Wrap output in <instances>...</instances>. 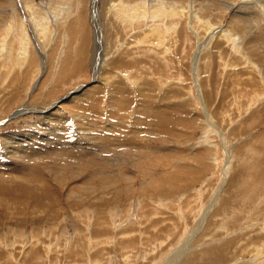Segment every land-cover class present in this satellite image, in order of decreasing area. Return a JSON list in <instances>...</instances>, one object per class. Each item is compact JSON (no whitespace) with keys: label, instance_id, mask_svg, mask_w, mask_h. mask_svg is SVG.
Here are the masks:
<instances>
[{"label":"rangeland","instance_id":"obj_1","mask_svg":"<svg viewBox=\"0 0 264 264\" xmlns=\"http://www.w3.org/2000/svg\"><path fill=\"white\" fill-rule=\"evenodd\" d=\"M4 1L0 5L8 9L4 13L0 6V179L20 177L12 165H37L39 175L22 177L37 183V195L46 190L51 200L35 207L27 201L32 191L27 180L13 186L0 183V264H179L187 246L200 251L199 243H190L201 241L198 234L206 224L198 221L214 195L224 200L232 197L229 211L238 212L237 220L225 214L231 219L224 225L227 231L222 227L214 232L217 241L208 247L216 249L215 256L193 264H264V181L257 185L253 181L257 168L264 167V124L251 114L260 103L251 107L250 101L255 90H264V80L255 75L264 76V11L254 10V4L264 0H224L232 6L229 10L216 0H204L197 21L178 10L180 15L160 21L170 28L178 23L175 31L158 35L141 33L147 22L121 21L114 10L109 11L115 0H98V13L91 0ZM125 1L130 3L126 4L128 17L144 7L150 17L146 21L151 19L150 4ZM199 1L193 9L200 7ZM58 6L65 8L61 17L56 16ZM32 8L40 14L43 8L54 13L52 27L34 28ZM21 23L26 30L21 31ZM236 33L243 39L242 52L232 51L228 41ZM254 35L253 54L246 45ZM210 36L212 48L207 49ZM24 39L29 42L27 51L21 50ZM196 77L202 92L197 91ZM17 110L24 112L13 117ZM35 133L47 137L48 142L41 140V151L61 143L62 154L33 163L9 154L5 138L14 142L16 134ZM226 136L244 159L262 157L259 166L245 170L235 193L232 185L221 188L224 181L217 164L199 168L209 154L205 146L209 140H214L224 160L220 164H231L229 152L224 155ZM105 158L111 162L104 163ZM230 167L228 184L238 172L235 162ZM194 169L215 174L205 184ZM191 179V188L184 189L181 183ZM85 183L88 188L83 192L80 186ZM89 183L96 187L90 188ZM250 184L252 189L247 188ZM104 196L114 199L112 204L102 205L108 199L101 201ZM228 219L204 218L212 224L205 234L214 238L211 233ZM241 226L244 236L237 244L232 236L239 238Z\"/></svg>","mask_w":264,"mask_h":264},{"label":"bare ground","instance_id":"obj_2","mask_svg":"<svg viewBox=\"0 0 264 264\" xmlns=\"http://www.w3.org/2000/svg\"><path fill=\"white\" fill-rule=\"evenodd\" d=\"M4 1V0H3ZM6 1V0H5ZM4 1V2H5ZM195 1H197V0H172V2H171V4H169L170 2H168V1H166V0H152V1H147V0H143L142 1V3L143 4H150L149 5V7H150V13L152 14V17H151V19L149 20V21H146V18L147 17H149V15H147V14H145V12H146V9L143 7V9H140V11H137L138 13H135L136 14V16L135 17H128L127 16V6H126V4H128V2H126L125 0H123V1H113L114 3H112V7L111 8H109L110 10L109 11H111V10H114V13L116 12V14H118V18L121 20V21H123V22H126L125 24H133L135 21H138V22H140V21H144L146 24H147V26L146 27H148L147 29H145V32L143 31V32H141V33H143V34H146V35H158V34H163L164 32L163 31H166V32H171V30H169V29H172V31L174 30L175 31V29H176V25L178 24V23H174L173 22V24H171L170 26H172V28H170L169 26H167V24H165V22H161L160 23V21H163V19H169V16H178V15H180L179 14V12H178V10H185V11H187L189 14H191V19H193V20H195V21H197V19L199 18V16H200V14H198V11H199V8H203V6L201 5L202 3H204V0H202V1H199V5H200V7H198V9L196 10V8H192V7H195L196 6V4H195ZM205 1H207V0H205ZM215 0H208L207 1V3H212V2H214ZM217 2H220L221 3V6H223V8L225 9V10H229V9H231L232 8V6L230 5V4H228V3H226V2H224V0H216ZM253 1V0H252ZM26 2V5H30L29 3H28V1H25ZM48 2V1H47ZM52 2V1H51ZM97 2H98V0H91V8H93V10H97V13H98V9H97ZM134 2V1H133ZM34 3V2H33ZM45 3V2H44ZM57 3V2H56ZM139 3V2H138ZM137 3V4H138ZM185 3V4H184ZM260 4L261 2H257V4ZM1 4H3V3H1ZM7 4V3H6ZM8 4H10V3H8ZM13 4H15V3H13ZM35 4V3H34ZM52 4H54V3H52ZM63 4V3H62ZM67 4V3H66ZM130 4V3H129ZM128 4V5H129ZM253 4H254V2H253ZM4 5V4H3ZM3 5H0V6H2V9H1V11L2 12H4L6 9H8L7 7H3ZM39 5V4H38ZM37 5V6H38ZM49 5V4H48ZM55 5V4H54ZM65 5V4H64ZM134 5V4H133ZM177 5V6H176ZM198 5V6H199ZM204 5V4H203ZM255 5V7H256V9H254V10H256V12H260L259 10H260V8L261 9H263V11H264V4L263 3H261L260 5H256V3L254 4ZM7 6H9V5H7ZM14 6V5H13ZM41 6V5H40ZM78 6V5H77ZM136 6H138V5H136ZM140 6H142V5H140ZM147 6V5H146ZM184 6L186 7L185 9H184ZM43 7V6H42ZM58 7H61V8H58ZM57 8H58V11L56 12V16L57 17H61L60 15H62V9H65L64 7H62V6H58ZM155 7H157V9H155ZM51 8V7H50ZM154 8V9H153ZM164 8H166L167 10H164ZM243 8H245V7H243ZM26 9H31V8H26ZM33 9V8H32ZM69 9V8H68ZM38 10H39V6H38ZM49 9H47V10H45L44 11V8H43V13L42 14H40V13H37L36 12V10L34 11V9L32 10V19H30V21H32V23L30 22V24L35 28L36 26H41V25H47L48 27H50L51 26V24H53V23H55V22H53L52 21V14H54V13H51L50 11H48ZM0 11V12H1ZM41 11H42V9H41ZM53 11H54V9H53ZM69 11V10H68ZM95 11H94V13H93V16H95V17H93V19H95L96 18V14H95ZM130 11H132V10H130ZM193 12V14H192V12ZM6 12V11H5ZM4 12V13H5ZM27 12V11H26ZM39 12V11H38ZM139 12H140V14H139ZM64 13H68V12H64ZM63 13V14H64ZM110 13V12H109ZM8 14V13H7ZM111 14V13H110ZM55 15V14H54ZM241 15V14H240ZM160 16H162L163 18H160ZM184 16V15H183ZM256 16V15H255ZM97 17H98V15H97ZM68 18V17H67ZM99 18V17H98ZM98 18H96L95 19V24H97V26H99L98 25V23H99V21H98ZM150 18V17H149ZM255 19H256V17H254ZM33 19H35V23H34V20ZM59 20V19H58ZM60 21V20H59ZM66 21V20H65ZM199 21V20H198ZM263 21V20H262ZM56 22H57V19H56ZM61 22V21H60ZM60 22H59V24H60ZM62 22H63V19H62ZM194 22V21H193ZM9 23V22H8ZM166 23H168V22H166ZM63 24V23H62ZM207 24V23H206ZM241 24H243V23H241ZM36 25V26H35ZM207 25H209V24H207ZM54 26V25H53ZM135 26V25H134ZM195 26V25H194ZM210 26V25H209ZM20 27H21V31L22 30H26V25L24 24V23H21L20 24ZM46 27V26H45ZM44 27V28H45ZM47 27V28H48ZM52 27V26H51ZM55 27V26H54ZM196 28V27H195ZM195 28L192 26V31H195ZM208 28H212V27H208ZM12 29H14V28H12ZM19 29V28H18ZM52 29V28H51ZM101 29V28H100ZM143 30V29H142ZM53 31V30H52ZM139 31V30H138ZM224 31H226V30H224ZM223 31V32H224ZM228 31V30H227ZM247 31V30H246ZM9 32V31H8ZM15 32V31H14ZM56 32V31H55ZM165 32V33H166ZM19 34H20V32H18ZM45 33V32H44ZM51 33V32H50ZM228 33H229V31H228ZM227 33V34H228ZM246 33V32H245ZM23 34V33H22ZM37 34V33H36ZM48 34V33H47ZM56 34V33H55ZM98 34L100 35L101 34V32L99 33L98 32ZM167 34V33H166ZM237 34V33H236ZM21 35V34H20ZM45 35V34H44ZM229 35V34H228ZM232 35V34H231ZM230 35V36H231ZM23 36V35H22ZM46 36V35H45ZM51 36H53L52 34H51ZM51 36H49V37H47V39H52L53 37H51ZM66 36V35H65ZM225 36V35H224ZM21 37V36H20ZM24 37H27V36H24ZM223 37V36H222ZM232 37V36H231ZM98 38H99V36H98ZM9 39V38H8ZM13 39H14V37H13ZM161 39V38H160ZM209 40H207V43H206V45H205V47H207V49H209V48H212V46H211V43H212V41H213V37L212 36H210L209 38H208ZM252 40H251V42H248V45H246L248 48H249V51H251L253 54L254 53H256L255 51H254V49L253 48H255L256 47V43H257V40H256V38H255V35H254V38H251ZM41 40V39H40ZM103 40V39H102ZM101 40V41H102ZM141 40V39H140ZM139 40V41H140ZM162 40H163V38H162ZM226 40V39H225ZM1 41H3V40H1ZM99 41V40H98ZM228 41H230L229 43H231V47H232V51H234V52H242V50H244L243 48V45H242V42H243V39H242V37H241V35L240 34H237V36L235 37V39H233V38H230L229 37V39H228ZM245 41L246 40H244V44H245ZM7 42V41H6ZM5 41L2 43V45H4V48H2V49H7V44H5L6 43ZM44 42V41H43ZM103 42V41H102ZM1 43V42H0ZM29 42L26 40V39H24V41L22 42V46H21V50L22 51H27V44H28ZM141 43V42H140ZM241 43V45H242V47L240 48L239 46H241V45H238V44H240ZM9 44V43H8ZM262 44V43H261ZM66 45V44H65ZM53 46V45H52ZM1 47V46H0ZM65 47V46H64ZM238 47V48H237ZM119 48V47H118ZM258 48H259V46H258ZM5 49V50H6ZM256 49H257V47H256ZM4 50V51H5ZM203 51V50H202ZM261 51V50H260ZM262 53V52H261ZM63 54V53H62ZM239 54V53H238ZM202 58V57H201ZM197 63V62H196ZM257 65V64H256ZM255 65V66H256ZM99 66H101V62H99ZM257 68L259 67L258 65L256 66ZM199 69V68H198ZM253 70H255V69H253ZM260 70V69H259ZM257 71H258V69H257ZM95 72V71H94ZM260 72V71H259ZM199 73V72H198ZM199 75V74H198ZM197 75V76H198ZM258 78H259V81H261L260 79H262V80H264V76H262V78H260L261 77V75L258 73V72H256V74H255ZM127 77V76H126ZM239 77V76H238ZM94 78H95V76H94ZM130 78V77H129ZM132 80V79H131ZM196 84H197V91L198 90H200L201 92L203 91L202 90V88H201V81H199L198 79H197V77H196ZM200 84V85H199ZM260 85V84H259ZM82 87L81 88H83L85 85H81ZM239 86V85H238ZM78 90V89H77ZM73 92V91H72ZM238 92V91H237ZM247 92V91H246ZM254 92V91H253ZM252 92V93H253ZM259 92V91H258ZM241 93V92H240ZM256 93V94H255ZM255 93H254V95L253 96H251L252 98H250V101H252L251 102V107H252V105H254V107H257V106H255V105H257V104H259V106H260V109H263V108H261L263 105H264V90H262V91H260L259 93H257V91L255 90ZM207 94V93H206ZM252 95V94H251ZM225 96V95H224ZM261 96V98H260V102H258L257 101V99L259 98ZM197 100V99H196ZM198 101V100H197ZM205 103V102H204ZM57 104V103H56ZM262 105V106H261ZM201 106H202V104H201ZM185 107V106H184ZM203 108V107H202ZM204 109V108H203ZM249 109V108H248ZM259 108L258 109H253L252 110V117L254 118L255 117V120H261L262 119V123L264 124V112L262 113V111H264V109L263 110H260ZM21 111V112H20ZM22 111L24 112V110H17L16 111V114L15 115H13V117H17V115L19 114V113H22ZM206 113V112H205ZM261 114V115H260ZM260 116V117H259ZM208 117H210V116H208ZM55 119V118H54ZM249 120V119H248ZM256 121V122H257ZM252 122H254V121H252ZM260 122V121H259ZM207 125H208V123H207ZM260 125H261V122H260ZM205 128V127H204ZM213 128V127H212ZM217 130V129H216ZM220 130V129H219ZM173 131V130H172ZM215 131V130H214ZM52 132V131H51ZM165 132L167 133V130H165ZM173 132H175V130L173 131ZM206 132V130L204 131V133ZM217 132V131H216ZM222 133H223V131H221ZM50 133V132H49ZM69 133V132H68ZM169 131H168V134L167 135H169ZM218 133V132H217ZM52 135H54L53 133H51ZM171 134V133H170ZM224 135H226L225 133H223ZM261 134V133H260ZM56 135V134H55ZM250 135V134H249ZM248 135V136H249ZM262 135V137H263V134H261ZM74 136V135H73ZM89 136V135H88ZM171 136V135H170ZM184 136V135H183ZM186 136V135H185ZM57 137V136H56ZM177 137H179V136H177ZM181 137V136H180ZM224 137V136H223ZM251 137V136H250ZM256 137V136H255ZM255 137H253V138H255ZM258 137H260V136H257V138ZM261 137V138H262ZM53 138V137H52ZM51 138V139H52ZM241 138V137H240ZM244 138V137H243ZM242 138V139H243ZM15 141L14 142H12V141H10L9 140V138H5L4 140H5V145H7V146H9V148L11 149V151H9V154H11V156H21V157H24V158H26V160H28L29 162H31V163H33L35 160L36 161H39V160H43L44 158L46 159L47 157L46 156H51V155H55V156H57L58 155V152L60 151V149H62V145L60 146V144L61 143H59V145H58V143L56 144V147H53V149L52 148H48L47 149V147H46V149H47V151L46 150H43V151H41V149H42V147H40L41 145H43V142H41V140L42 141H44V142H46L47 141V137H46V135H38V134H34V135H32V134H28L27 135V137L26 136H19V134H16L15 135ZM40 139V140H39ZM48 139H50V138H48ZM55 139V138H54ZM57 139V138H56ZM55 139V140H56ZM238 139V138H237ZM245 139H248V138H246L245 137ZM251 139H252V137H251ZM250 139V140H251ZM264 139V138H263ZM263 139L262 140H260L259 138H258V140L260 141V142H262L263 141ZM53 140V139H52ZM236 140V139H235ZM249 140V139H248ZM252 140H254V139H252ZM32 141H34V144H30V142H32ZM175 141H177V140H175ZM222 141V140H221ZM240 141V140H239ZM15 142H18V143H15ZM48 142V141H47ZM56 142V141H55ZM54 141H53V143H55ZM80 142V141H79ZM200 142V141H199ZM248 142H250V141H248ZM252 143H253V141H251ZM50 143V142H49ZM191 143H193V142H191ZM203 143V142H202ZM219 143V142H218ZM15 144V145H14ZM24 144V145H23ZM46 144V143H45ZM176 144V143H175ZM233 140H231V139H229V137H225L224 139H223V147H224V155H225V152H229V157H230V162H231V164H232V161L233 162H235L236 163V167H238V172H236L235 173V175H236V177L234 178V179H232L231 180V182H232V184H228V182H227V179H226V177H227V175L229 174V171H228V169H231V167H230V165H227L226 163H224V165H221L223 162H224V160H223V158H220L219 157V155L217 154V150H216V144L214 143V140H209L206 144H205V146L207 145V147L209 148L208 150H207V152L209 153L208 154V156H206L205 158H206V161H204V162H202V163H200V167L199 168H202L203 166H207L208 164H210V163H214L213 165H215V164H217L218 165V168H219V172H221L220 174H222V176H224V177H222L221 176V178H223L222 180L224 181L223 182V184H222V186H221V188L223 187V185H226V186H230V185H232L233 186V188L234 189H231L232 190V192L233 193H235V192H238V188H240V186L242 185V183H241V180H242V178H243V175H244V173L246 172L245 170H248V169H250V168H252L254 165H257V166H259V163H258V161L260 162V158H262V157H257V156H252V157H249V158H246V159H244L243 158V156L244 155H242L241 156V154H239V151H238V149L236 150V146L235 147H233ZM246 144V143H245ZM244 144V145H245ZM251 143H249V145H250ZM4 145V146H5ZM34 145H40L39 147V149H36V147H34ZM49 144H47V146H48ZM52 145V144H51ZM46 146V145H45ZM50 146V145H49ZM57 146H60V147H58L57 148ZM63 148H68L67 146H66V143H63ZM251 146H252V144H251ZM52 147V146H51ZM160 147V146H159ZM175 147V146H174ZM187 147V146H186ZM192 147V146H191ZM198 147H201V146H198ZM222 147V148H223ZM232 147V148H231ZM238 148H239V146H237ZM247 147V146H246ZM44 148V147H43ZM102 148V147H101ZM196 148V147H195ZM5 149V148H4ZM83 149V148H82ZM85 149V148H84ZM83 149V150H84ZM175 149V148H174ZM250 148L248 147V149H247V151L249 150ZM255 149V148H254ZM5 150H7V148L5 149ZM59 150V151H58ZM64 150V149H63ZM82 150V151H83ZM176 150V149H175ZM189 150H191V149H189ZM56 151V152H55ZM68 151V150H67ZM69 151H70V149H69ZM80 151V150H79ZM178 151V150H177ZM223 151V150H222ZM246 151V152H247ZM62 152V151H61ZM61 152H59V153H61ZM199 152L200 151H197V154H199ZM245 152V151H244ZM124 153V152H123ZM122 153V154H123ZM126 153V152H125ZM165 153V152H164ZM174 153V152H173ZM178 152H176L175 153V155L177 154ZM251 153V152H250ZM8 154V153H7ZM62 154V153H61ZM80 154V153H79ZM81 154H82V152H81ZM84 154V153H83ZM227 154V153H226ZM258 154H260V153H258ZM5 155V154H4ZM75 155V154H74ZM171 155H173V154H171ZM215 155H217L216 157H214ZM262 155V154H261ZM1 156V155H0ZM118 156V155H117ZM127 156V155H126ZM134 156V155H133ZM2 157V156H1ZM63 157V156H62ZM88 157V156H87ZM119 157H121L120 155H119ZM174 157V156H173ZM227 157V156H226ZM37 158V159H36ZM115 158H117V157H115ZM121 158H123V157H121ZM121 158H119V159H121ZM172 158V157H171ZM83 159V158H82ZM98 159V158H97ZM118 159V158H117ZM125 159V158H124ZM185 159V158H184ZM184 159H182L184 162H185V160ZM108 160H111V159H108ZM106 158L103 160V162L104 163H106V164H108L109 162H111V161H109V162H107L108 161ZM84 161V160H83ZM95 161V160H94ZM120 161V160H119ZM123 161H125V160H123ZM211 161V162H210ZM102 162V161H101ZM116 163V160H113L112 161V163ZM117 162H118V160H117ZM122 162V161H121ZM120 162V163H121ZM244 162V164H242ZM103 163V164H104ZM174 163V162H173ZM199 163V162H198ZM221 163V164H220ZM261 163V162H260ZM92 164V163H91ZM100 164V163H99ZM122 164H123V162H122ZM121 164V165H122ZM26 165L27 164H24V168L23 167H19V168H17L16 166H14V165H12L13 166V168H15L16 170H17V172L20 174V177H16V178H4V179H0V183H8L7 185H2V187H4V186H13L14 185V183H16L17 181L18 182H21V181H23V180H27V178L25 177V178H23L26 174H28L29 176L30 175H36V174H38L39 175V173H40V167L38 168L39 170H36V168H37V165H31V166H28V167H26ZM221 165V166H220ZM43 166V165H42ZM176 166V165H175ZM264 166V165H263ZM221 167V168H220ZM28 169H31L30 171H28L27 173H25ZM255 169V168H254ZM194 171L195 172H199V174H201L204 178H203V182H206L205 184H207V182H208V180H209V178L210 177H208L209 175H212V174H215V173H209V174H207V169H206V171L205 172H203V171H200V170H196V169H194ZM63 172V171H62ZM1 175V174H0ZM196 175V174H195ZM194 175V176H195ZM23 176V177H22ZM22 177V178H21ZM40 177H42V175L40 176ZM254 177H255V179H253V181H257V183H256V185L259 183V182H263L264 181V167L263 168H257V171H256V173H255V175H254ZM199 178H200V176H199ZM16 180V181H15ZM191 181H192V179L190 180V181H187V182H184V183H181V184H183L184 186H183V188L184 189H189V188H191ZM27 182L30 184V189L32 190L31 192H30V194L28 195V199H27V201H31V203L35 206V207H37L38 205L39 206H42L43 205V203L46 201V200H51V197H49L48 195H50L49 193H47V192H45L46 190H41V195H37L35 192H34V189H35V186H36V184L37 183H33V182H30L29 180H27ZM87 182V181H86ZM219 182V181H218ZM92 183L93 184H95L94 182H93V180H92ZM93 184H91V183H89V185H90V188H95L96 186L95 185H93ZM247 185H248V183H246ZM252 184V183H251ZM251 184L247 187V185L246 186H244V187H247V188H251L252 189V187H251ZM87 183H85L84 185H83V187L82 186H80L81 188H82V191L83 192H85L87 189L86 188H88L87 186ZM108 187V186H107ZM231 187V186H230ZM126 189H128V187H126ZM219 189V188H218ZM223 189V188H222ZM220 191H222V190H220ZM42 192H45L43 195H42ZM198 192H202L201 191V189L200 190H198ZM217 193H219V191H216L215 192V194H217ZM221 194V193H220ZM70 195L72 196H77L75 193H70ZM166 196L168 195V194H165ZM4 196V195H3ZM78 198L80 197V196H77ZM233 197H235V196H233ZM106 198H108V197H106V196H104L102 199H101V201H103V200H105ZM232 198V197H231ZM230 198V199H231ZM230 199H228V200H224V199H222L220 196H218L217 197V195H214L212 198H210L209 199V202L207 203V206H206V209H205V216H201L200 217V219H199V221H198V223L199 224H204V227H205V224H206V227H205V230L204 231H202V232H199V234H198V236H201L202 238H200L199 237V239L198 238H196V239H198V240H201V241H197V240H195V242L194 243H190V245H193V244H197V243H199V245H197L198 247H196V248H198L200 251H193V250H195V248L194 247H190V246H187L186 247V249H185V251H186V253H185V255L183 256V258H182V261H181V263H179V264H193L195 261H199V260H201V259H203V258H205L206 256H210L211 258L213 257V256H215V253H216V249L215 248H208L211 244H213L215 241H217V239H215V236L217 235V233H214V232H219V230H221L222 229V227H223V230H226L227 231V229L225 228V223H228L229 222V219H228V217H224V215L226 214V215H228V216H232V217H234L232 220L233 221H236L237 220V214H238V212H237V214H235L234 212H231V211H229V210H231V209H233V208H231V206H230V204H229V200ZM113 200L114 199H107V200H105V201H103L101 204L102 205H106V206H109L110 204H112V202H113ZM179 204H180V202H179ZM249 204V203H248ZM182 205V204H181ZM191 205V204H190ZM255 205V204H254ZM259 205H260V203H259ZM263 206V205H262ZM234 208H236V207H234ZM251 209V208H250ZM237 210H239V209H237ZM258 210V209H257ZM229 211V212H228ZM181 212V211H180ZM182 213V212H181ZM201 214H202V212H201ZM207 214H209V216L211 217V219L213 220V221H215L216 220V218H219L220 216H221V218L222 219H224V218H227L228 219V221L226 220V222H224L220 227H218V228H216V230H214L211 234H212V236L214 237V238H210V236L209 235H206L205 233L207 232V231H209L210 230V228L212 227V224L211 223H207V221L209 220V216H207ZM246 215V214H245ZM185 216V215H184ZM204 218L205 219H208L206 222L205 221H203L204 220ZM231 220V219H230ZM210 221V220H209ZM196 224H197V222H196ZM198 225V224H197ZM216 225V224H215ZM227 225V224H226ZM257 225H259V224H257ZM203 226V225H202ZM195 227V226H194ZM192 228V230L194 231L195 230V228ZM243 227L244 226H241V228L239 229V232H241L242 234H240L239 235V238H236L237 236H232V238H233V240L234 241H236L237 242V244H239V242L241 241V238L244 236V232L242 231L243 230ZM239 228V227H238ZM245 228V227H244ZM260 228V227H259ZM261 228L263 229L264 228V221H262V224H261ZM199 231V230H198ZM196 232H197V230H196ZM197 234V233H196ZM210 234V233H209ZM197 236V235H196ZM197 236V237H198ZM214 240V241H213ZM203 242V243H202ZM201 249H204V250H201ZM261 254V253H260ZM258 255V254H257ZM261 259V258H260Z\"/></svg>","mask_w":264,"mask_h":264},{"label":"water","instance_id":"obj_3","mask_svg":"<svg viewBox=\"0 0 264 264\" xmlns=\"http://www.w3.org/2000/svg\"><path fill=\"white\" fill-rule=\"evenodd\" d=\"M93 80H94V79H93ZM68 95H69V94L62 96V97L59 99V101H63V100H65V99L68 97Z\"/></svg>","mask_w":264,"mask_h":264}]
</instances>
